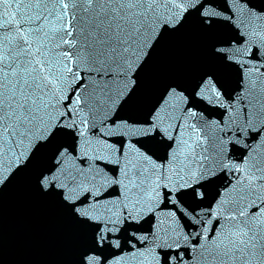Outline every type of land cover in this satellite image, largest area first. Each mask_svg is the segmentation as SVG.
<instances>
[{"label": "snow or ice", "instance_id": "1", "mask_svg": "<svg viewBox=\"0 0 264 264\" xmlns=\"http://www.w3.org/2000/svg\"><path fill=\"white\" fill-rule=\"evenodd\" d=\"M21 185L61 252L0 264H264V0H0Z\"/></svg>", "mask_w": 264, "mask_h": 264}, {"label": "water", "instance_id": "2", "mask_svg": "<svg viewBox=\"0 0 264 264\" xmlns=\"http://www.w3.org/2000/svg\"><path fill=\"white\" fill-rule=\"evenodd\" d=\"M198 43V39H193L187 46L193 54ZM0 228L11 260L47 261L60 255L58 235L23 185L8 195L0 216Z\"/></svg>", "mask_w": 264, "mask_h": 264}]
</instances>
